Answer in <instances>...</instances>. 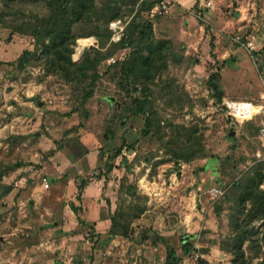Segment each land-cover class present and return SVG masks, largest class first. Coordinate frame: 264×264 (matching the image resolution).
<instances>
[{
	"label": "rangeland",
	"instance_id": "obj_1",
	"mask_svg": "<svg viewBox=\"0 0 264 264\" xmlns=\"http://www.w3.org/2000/svg\"><path fill=\"white\" fill-rule=\"evenodd\" d=\"M208 1L194 0L192 12L181 8L182 0L169 13L142 14L153 19L156 39L174 41L179 56L185 51L181 62L168 60L163 77L150 82V113L157 116L152 126L144 114L128 115L143 93L115 66L129 48L103 61L91 75L94 82L88 75L78 85L48 74L43 62L20 69L16 60L26 49L35 52V39L0 23V264H124L123 245L138 264L166 256L167 245L179 264H236L234 242L245 223L248 231L259 230L243 242L246 259L263 261L264 217L247 215L257 203L253 195L264 193V0ZM236 8L245 9L241 20ZM135 14L120 19L127 25ZM237 36H254L255 51ZM93 48H100L96 36L79 39L72 59L83 61ZM189 135L197 156L177 161L173 152ZM217 156L223 157L215 182L202 171L209 158L207 167L214 169ZM88 183L101 188L112 224L128 228L127 237H115L114 248L109 233L101 236L80 216V230L72 229L78 238L69 239L77 245L64 234L61 209L69 203L83 212ZM214 186L224 190L222 197H210ZM36 189L41 196L35 197ZM242 190L249 199L240 202ZM203 247L211 251L203 254Z\"/></svg>",
	"mask_w": 264,
	"mask_h": 264
},
{
	"label": "trees",
	"instance_id": "obj_2",
	"mask_svg": "<svg viewBox=\"0 0 264 264\" xmlns=\"http://www.w3.org/2000/svg\"><path fill=\"white\" fill-rule=\"evenodd\" d=\"M161 1L0 0V23L11 28L13 32L30 35L35 39V52L26 49L16 60V64L20 69H24L28 63L38 64L43 62L44 69L48 74L60 75L66 81L78 85L88 75L93 78L91 75L94 74V77H96L98 67L103 61L112 57L118 51L129 48L130 51L126 54V57L118 60L115 66L120 67V76L128 84L135 87L141 86L143 87L142 92L146 91L150 95L143 96V93H141L142 96H136L128 115L144 114L146 125L152 126L157 116L150 113L151 108H153L151 106L152 99L150 98L152 96L150 82L163 77L162 73L168 68V60L173 58L181 62L185 57V51H182L183 54L179 56L180 52L176 50L174 41L156 39L153 19H144L142 16L145 11H152L154 6ZM30 5L41 7V12L34 9L27 10ZM133 12H136V14L125 27V37L118 42L111 41L113 31L110 28V23L123 18L126 13L132 14ZM8 17L10 20H8ZM92 35L99 39L100 48H93L86 54L83 61H74L72 59L73 45L79 39ZM92 80L94 82V78ZM167 83L165 84V90L170 89ZM212 83L216 87L215 82L212 81ZM92 93L93 90L86 95V99ZM193 141H196V139L192 135H189L186 141L181 139L179 149L173 152L174 159L179 161L184 158L188 160L196 157L197 152L192 151L191 143ZM185 142L189 144L186 151H184ZM203 157L206 158V155ZM261 181L262 178L259 182ZM245 193L243 190L240 193V202L249 199ZM249 193L248 195H250ZM253 196L257 198L254 200L257 203L253 201L252 213L247 215L249 220L264 217V193L262 196L259 194ZM236 223L241 225L239 222ZM116 225L118 227L120 224L115 220L112 224L111 234H121L125 237L129 235L128 228L119 231ZM238 227L240 230L241 226ZM244 227L246 228L241 230V235L237 240L238 244L236 241L234 242V262L236 264H253L246 259L242 245L245 239L257 236L259 230L248 231L249 225L247 223L244 224ZM167 249L168 254L165 264H179L180 257L176 254L175 249L171 246H167ZM256 264H264V259Z\"/></svg>",
	"mask_w": 264,
	"mask_h": 264
},
{
	"label": "crops",
	"instance_id": "obj_3",
	"mask_svg": "<svg viewBox=\"0 0 264 264\" xmlns=\"http://www.w3.org/2000/svg\"><path fill=\"white\" fill-rule=\"evenodd\" d=\"M183 6H181V8L183 10L185 9H191L192 7L195 6L194 4V0H186L185 4H182ZM179 6H176V8L174 9V13L176 14V16H180V14H182L183 12H180L181 8H177ZM237 12L236 15H239V19L241 20L246 14H244L242 11L245 9H240V8H236ZM211 10L209 11H205V16L206 18L208 17V19L211 18V14L209 13ZM239 11H241V13H239ZM238 19V20H239ZM216 21V20H215ZM264 32V31H263ZM264 34V33H263ZM261 98H263V94L261 96ZM260 118H261V114H260ZM261 120V119H260ZM261 122V121H260ZM259 130H260V126H259ZM221 157L223 156H217L215 157L218 161V164L215 165L214 169H209L207 167V164L210 162L211 158L206 159L205 160V164H204V168L202 171V175H206L209 176V178H213V181L217 182L218 180V167L220 166L221 163ZM202 176V177H203ZM73 183H75V179L72 180ZM70 183V182H69ZM202 186V185H201ZM199 186V191L203 190L204 186ZM97 186V184L94 183H88L86 185V187H84V193H83V200H82V205H83V212H80L79 215L77 213H75L71 207L70 204L66 203L65 206L61 209V213L63 214V216L65 217L64 220L66 221L63 224V231L64 234H70L67 241H69V239H75L78 238V234L76 232H72V229H76V230H80L81 228V224H80V220L78 219L79 216L82 218V220H84L86 222L87 225H89L93 230L95 229V231L100 234L101 236L104 234H108L109 237H111V248H114L116 245L115 243H119L117 241V239H115L116 236H118L119 234L113 235L111 234V228H112V221H111V212L109 211V209H106L105 205H104V199L102 198V193L99 191H101V188ZM215 187V186H214ZM35 197L37 196H41V194L37 191V189L35 190ZM62 199V198H61ZM33 203V200H31L30 204ZM69 232V233H68ZM74 236H73V235ZM123 236V235H120ZM125 237V236H124ZM119 238V237H118ZM72 245L75 246V244L77 245V243H75L73 240L69 241ZM169 246V245H167ZM123 250L125 252V255L122 257V261L124 262V264H138L137 259H134L133 257L131 258V256L129 255V246H124L123 245ZM211 249L209 248L208 252H210ZM207 252V253H208ZM206 253V254H207ZM168 254V253H167ZM167 254L166 256L163 255H157L154 257V261H152L153 264H163L164 260L167 258ZM69 257H67L68 260ZM151 259L149 258H145V262L148 263ZM150 263V262H149ZM209 263V262H208ZM208 263H204V264H208ZM71 264V262L69 263Z\"/></svg>",
	"mask_w": 264,
	"mask_h": 264
},
{
	"label": "built area",
	"instance_id": "obj_4",
	"mask_svg": "<svg viewBox=\"0 0 264 264\" xmlns=\"http://www.w3.org/2000/svg\"><path fill=\"white\" fill-rule=\"evenodd\" d=\"M203 1V0H202ZM178 3H182V0H162L161 2L157 3L154 8L152 9V12L155 14L157 11H164L169 13L170 11V6L176 5ZM202 5H205L204 2L201 3ZM207 6H213L212 0H209L206 3ZM125 27L126 23L123 22L122 19H117L114 20L110 23V28L114 31V36L113 39L120 41L125 37ZM237 41L242 43V45L246 48H248L250 51L254 52L255 48L253 46L255 42V37L251 36L248 37L247 41H243L242 36H237ZM113 59V58H112ZM260 114H261V122H260V140L262 142V147H263V154H264V96H263V103L260 108ZM208 194L212 199L220 198L224 195V190L219 187H212L208 190ZM85 242L87 245L90 247L94 244L93 242V236H88L87 239H85ZM83 260H86V258H83Z\"/></svg>",
	"mask_w": 264,
	"mask_h": 264
},
{
	"label": "water",
	"instance_id": "obj_5",
	"mask_svg": "<svg viewBox=\"0 0 264 264\" xmlns=\"http://www.w3.org/2000/svg\"><path fill=\"white\" fill-rule=\"evenodd\" d=\"M38 104H39L40 106H42V105H43V102H42V101H38ZM208 250H209V248H205V247L201 248V252H202L203 254H206V253L208 252ZM203 262H204V263H208V260L203 259Z\"/></svg>",
	"mask_w": 264,
	"mask_h": 264
}]
</instances>
